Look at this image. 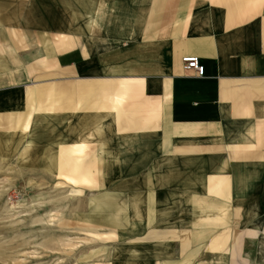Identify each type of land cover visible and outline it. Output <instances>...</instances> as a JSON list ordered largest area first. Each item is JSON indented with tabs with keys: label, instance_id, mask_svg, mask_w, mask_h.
<instances>
[{
	"label": "crops",
	"instance_id": "crops-1",
	"mask_svg": "<svg viewBox=\"0 0 264 264\" xmlns=\"http://www.w3.org/2000/svg\"><path fill=\"white\" fill-rule=\"evenodd\" d=\"M17 182L67 200L74 264H264V0H0Z\"/></svg>",
	"mask_w": 264,
	"mask_h": 264
},
{
	"label": "rangeland",
	"instance_id": "rangeland-1",
	"mask_svg": "<svg viewBox=\"0 0 264 264\" xmlns=\"http://www.w3.org/2000/svg\"><path fill=\"white\" fill-rule=\"evenodd\" d=\"M20 189L18 182L0 184V264H74L76 249L94 240L70 235L67 200L54 213L52 195L40 198L35 190Z\"/></svg>",
	"mask_w": 264,
	"mask_h": 264
},
{
	"label": "built area",
	"instance_id": "built-area-1",
	"mask_svg": "<svg viewBox=\"0 0 264 264\" xmlns=\"http://www.w3.org/2000/svg\"><path fill=\"white\" fill-rule=\"evenodd\" d=\"M181 62L184 70L194 71L199 77L203 76L204 67L200 64L197 57L185 56L182 57Z\"/></svg>",
	"mask_w": 264,
	"mask_h": 264
}]
</instances>
